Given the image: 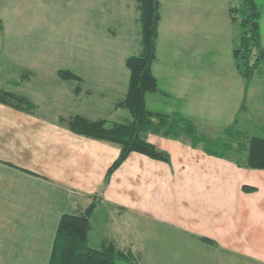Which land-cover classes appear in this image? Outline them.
Instances as JSON below:
<instances>
[{"label": "crops", "instance_id": "0c3cea01", "mask_svg": "<svg viewBox=\"0 0 264 264\" xmlns=\"http://www.w3.org/2000/svg\"><path fill=\"white\" fill-rule=\"evenodd\" d=\"M236 2L159 0L152 72L162 93H147L146 107L192 125L167 136L145 132L168 161L132 151L105 181L119 146L68 126L75 115L105 126L130 119L115 107L127 86L125 54L105 65L108 78L87 77L77 65L69 69L78 79L23 78L0 89L32 103L26 110L0 102V264H48L61 215L92 201V247L110 242L133 253L138 240L173 236L191 248L192 264H264V168L247 167L246 150L227 140L231 125L264 136L254 102L264 79L245 87L232 54ZM26 84L49 88L42 94Z\"/></svg>", "mask_w": 264, "mask_h": 264}, {"label": "rangeland", "instance_id": "374dc122", "mask_svg": "<svg viewBox=\"0 0 264 264\" xmlns=\"http://www.w3.org/2000/svg\"><path fill=\"white\" fill-rule=\"evenodd\" d=\"M254 2L260 11L264 48V0ZM138 17L136 0H0V89L11 88L9 80L58 78L56 69H77V65L87 77L96 73L108 78L105 65L119 64L121 54L138 52ZM121 65L128 78V69ZM257 75L252 77L255 84L263 78ZM26 88L47 94L49 86ZM256 94L264 134V95ZM118 96L109 94L112 100ZM131 250L138 264H192L191 248L179 245L173 236L148 239V243L138 240Z\"/></svg>", "mask_w": 264, "mask_h": 264}, {"label": "trees", "instance_id": "16d2710c", "mask_svg": "<svg viewBox=\"0 0 264 264\" xmlns=\"http://www.w3.org/2000/svg\"><path fill=\"white\" fill-rule=\"evenodd\" d=\"M136 2L139 11L140 50L124 58L129 76L123 97L115 103V107L127 110L130 119L126 122H114L110 126H105L104 119L91 120L80 115H75L68 121V126L75 133L109 141L119 146V154L107 168L105 181L132 151L154 159L169 160L167 152L157 149L145 139V132L164 131L163 134L167 136L175 131V127L192 128L191 123L181 117L154 112L146 107L147 93H162L152 72V63L156 57L160 3L159 0H136ZM229 14L231 21L237 23L240 28L232 54L247 87L254 74L264 79L260 11L254 0H237L236 4L229 7ZM0 27H2L1 19ZM57 73L59 77L65 79L79 78L68 68L58 69ZM0 102L26 110L32 107L31 101L25 96L8 91H0ZM243 107L244 99L241 104V108ZM226 130L227 134L229 133L228 142L231 140L237 144L239 150H246L245 165L251 168H264V136L248 137L242 131L235 130L234 125L227 127ZM94 206L95 202L92 201L81 212H65L61 215L48 264H117L119 261L123 264H138L139 258L130 250L118 248L110 242L97 248L88 244L90 214Z\"/></svg>", "mask_w": 264, "mask_h": 264}]
</instances>
